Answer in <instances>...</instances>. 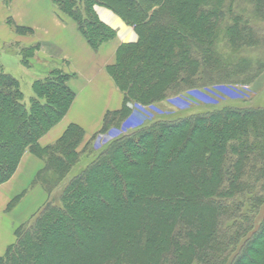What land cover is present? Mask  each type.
I'll use <instances>...</instances> for the list:
<instances>
[{"label": "trees", "instance_id": "trees-1", "mask_svg": "<svg viewBox=\"0 0 264 264\" xmlns=\"http://www.w3.org/2000/svg\"><path fill=\"white\" fill-rule=\"evenodd\" d=\"M50 1L94 52L117 38L96 6L138 40L120 45L106 68L123 103L88 141L71 124L40 145L76 99L72 76L50 70L26 103L19 80L0 68V186L30 153L43 163L34 183L48 195L0 264H264V88L145 119L95 147L130 121L132 104L254 85L264 73V0ZM38 48L19 51L23 66Z\"/></svg>", "mask_w": 264, "mask_h": 264}, {"label": "crops", "instance_id": "crops-1", "mask_svg": "<svg viewBox=\"0 0 264 264\" xmlns=\"http://www.w3.org/2000/svg\"><path fill=\"white\" fill-rule=\"evenodd\" d=\"M95 12L102 23L117 32V38L97 52L88 45L76 23L62 17L50 0H11L9 5L0 0V39L9 42L15 39L7 42L10 45L4 51L19 55L21 49L38 46L35 57L29 60L30 68L35 67L41 74L59 68L72 76L68 85L76 99L63 121L40 140L43 147L57 141L71 124L83 126L89 134L96 133L102 127L105 114L122 107L123 96L107 75L106 68L114 64L120 45L135 43L138 37L133 28L126 26L109 9L96 6ZM9 21L15 31L23 28L32 33L13 35L8 29ZM42 167L39 159L26 153L14 176L0 186V256L14 243L16 229L47 202V193L38 186L40 189L33 196L35 204L27 213L30 215L27 220L22 221L20 217L17 221L6 215L19 197H24Z\"/></svg>", "mask_w": 264, "mask_h": 264}, {"label": "rangeland", "instance_id": "rangeland-1", "mask_svg": "<svg viewBox=\"0 0 264 264\" xmlns=\"http://www.w3.org/2000/svg\"><path fill=\"white\" fill-rule=\"evenodd\" d=\"M11 26V27H10ZM9 26V32H11L13 35H16V31L14 30V26ZM264 28V27H263ZM15 39L12 41H8L4 38L0 39V68L3 69V71L13 77H15L17 80H19L21 84V89L24 94L25 102L28 103L29 99L33 96L32 93V84L35 80L43 79L46 77L47 74H41L40 70L35 69V67L27 68L21 64L20 56L19 55H10L7 52L4 51L7 45L11 42H14ZM264 88V73L263 76L254 84L251 86H245L241 84L233 85V87H226L223 86H216L212 87L210 89H206L199 92H192L190 94H186L184 96H180V98H174L171 101H166L164 104H161V106H140V105H134L132 104L131 107L133 109V116L131 117L130 121L125 123L122 128L117 130H112L104 135H100L98 137V140L95 142V147L99 148L101 145L106 143L108 140H111L115 138V136L119 134H124L128 131H130L132 128H135L137 125L141 124L145 119L152 120L156 116H159L160 114H165L168 112H174V111H183L186 110L190 105L194 104H203V103H214L216 101H221L228 98H245V97H253ZM259 97V95H258ZM264 102V101H262ZM84 129L83 126L79 125ZM102 128V127H101ZM101 128L96 132L98 133ZM85 130V129H84ZM86 131V130H85ZM96 133H87L86 131V141H88L94 134ZM84 167L81 165L79 168ZM80 172V169L78 167L74 170V172L69 176V178H72L76 174ZM40 185H36L35 183L30 184L29 188L27 189L26 194L22 198V200L19 202H15L12 210L10 208L6 215L13 220L17 218L21 219L22 221L27 220L30 215L27 214L30 211V207L34 205L35 203H32L34 199V195L37 193V190L40 189L38 187ZM61 189L56 190L52 198L53 201H57L55 198L60 196ZM34 207V206H33ZM16 212V214H14ZM26 215V216H25ZM29 215V216H27ZM15 235L13 238V241L15 242Z\"/></svg>", "mask_w": 264, "mask_h": 264}]
</instances>
